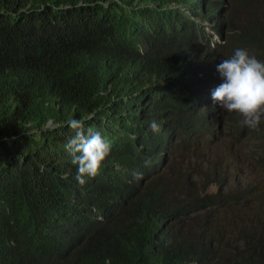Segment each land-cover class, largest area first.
I'll return each instance as SVG.
<instances>
[{
  "label": "trees",
  "instance_id": "trees-1",
  "mask_svg": "<svg viewBox=\"0 0 264 264\" xmlns=\"http://www.w3.org/2000/svg\"><path fill=\"white\" fill-rule=\"evenodd\" d=\"M237 48L264 0H0V264H264V121L211 95ZM71 119L111 142L83 185Z\"/></svg>",
  "mask_w": 264,
  "mask_h": 264
},
{
  "label": "clouds",
  "instance_id": "clouds-1",
  "mask_svg": "<svg viewBox=\"0 0 264 264\" xmlns=\"http://www.w3.org/2000/svg\"><path fill=\"white\" fill-rule=\"evenodd\" d=\"M192 55L195 50L190 51ZM169 63L166 78L174 74L177 78L186 77V71L192 70L193 63L190 55L180 53L175 60L165 61L156 65L147 59L138 61L142 71L155 72ZM217 71L223 79L212 92V99L219 108L229 113H236L242 119V126L258 129L264 121V61L258 60L248 50L237 48L228 58H223L217 65ZM83 120L71 119L67 125L75 131V136L69 140L67 149L71 153V163L76 166V181L83 185L85 177H95L99 174L104 161L110 154L111 142L99 131L88 129L84 131ZM150 128L159 132L160 127L152 121ZM150 161H145L147 165Z\"/></svg>",
  "mask_w": 264,
  "mask_h": 264
},
{
  "label": "rangeland",
  "instance_id": "rangeland-1",
  "mask_svg": "<svg viewBox=\"0 0 264 264\" xmlns=\"http://www.w3.org/2000/svg\"><path fill=\"white\" fill-rule=\"evenodd\" d=\"M215 154H216V152H213V155H215ZM248 172L253 173L254 171L250 169V170H248ZM256 176L259 177V173H256ZM254 180H255L254 177H250V175H248L247 173L244 176V183H248V182H251Z\"/></svg>",
  "mask_w": 264,
  "mask_h": 264
}]
</instances>
